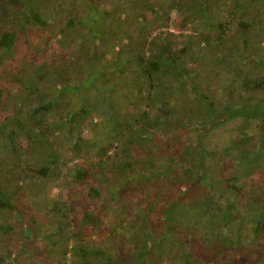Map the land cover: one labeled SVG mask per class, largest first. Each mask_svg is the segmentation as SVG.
<instances>
[{
	"label": "trees",
	"instance_id": "1",
	"mask_svg": "<svg viewBox=\"0 0 264 264\" xmlns=\"http://www.w3.org/2000/svg\"><path fill=\"white\" fill-rule=\"evenodd\" d=\"M263 41L264 0H0V264H264Z\"/></svg>",
	"mask_w": 264,
	"mask_h": 264
},
{
	"label": "rangeland",
	"instance_id": "2",
	"mask_svg": "<svg viewBox=\"0 0 264 264\" xmlns=\"http://www.w3.org/2000/svg\"><path fill=\"white\" fill-rule=\"evenodd\" d=\"M170 30H172V31H174L175 33H178L179 31H180V29H177V28H175L172 24L168 27ZM55 29V28H54ZM52 30V29H51ZM186 30V29H185ZM187 31V30H186ZM39 32V31H38ZM38 32H36L35 34H37V35H35L34 33H32V32H30V33H32V38H34V37H36V40L38 39V41L37 42H39V45H38V43H37V47H38V49L41 51V52H43V45H44V49H46V53L48 54V55H51V53H52V51H53V49H51V48H48V47H52V45L56 42V40H57V36L55 35V33H50V35H47V34H43L42 36H38V35H40ZM158 32V30H154L153 32H152V34H156ZM25 39H26V35H21L20 34V36H19V38H18V40H17V48H15L14 49V53L13 54H15L16 56H17V61L20 63V65L22 64V63H24L25 61V59H26V57H27V59H29V57L31 56L30 55V52L29 51H27V49H26V43H25ZM27 42L29 43V42H32V40L31 39H27ZM41 42H42V44H41ZM60 44V43H59ZM260 47H261V50H263V52H264V41L261 43H259L258 44ZM58 50H59V47H58ZM26 52H27V56H26ZM59 52V54L61 53V50L60 51H58ZM23 55H25V57H22ZM210 56V53L209 52H207L206 54H205V60H203V63H201L202 64V68H201V70H202V73L203 72H205L206 71V69H208V68H212V65L211 64H208L209 62H208V60L206 59V57H209ZM27 59H26V61H27ZM18 63V64H19ZM207 66V67H206ZM30 67V66H29ZM200 71V70H199ZM201 72V71H200ZM197 72H195L194 74H196ZM227 73H228V70L227 69H223V76H226L227 75ZM211 76H214V74L212 75L211 74ZM28 78H30V75L28 76ZM201 80V79H200ZM213 81L211 82V87L213 88L214 86H215V78H213L212 79ZM215 80V81H214ZM210 87V88H211ZM235 89H237L238 90V87H236ZM241 91V90H240ZM239 93V92H238ZM237 92H236V94L234 95L235 96V98H239V94H238ZM241 102H243L244 100L243 99H241L240 100ZM257 130H253V133L254 134H257ZM90 135V133L88 132V133H84L83 134V136H85V137H88ZM250 138H251V140H252V136H250ZM81 158V157H80ZM83 159V158H82ZM42 184L41 185H38L37 187L39 188V189H37V190H40V192H39V198H38V196H37V193H38V191L37 190H35L34 188H28L27 189V191H26V193H25V195H24V199L22 200V201H20V205H22V206H24V207H26V209H29L30 208V205H31V208L33 209V213H36L37 215H38V217H39V219H40V221H43L44 220V222H47L48 220H45V218L47 217L46 216V212H45V208L47 207V204L44 202V201H42V200H40L39 201V199L40 198H43L44 197V195H49L50 196V193H51V191H53L52 190V184H49V183H47V181H43V182H41ZM48 186V187H47ZM33 194L35 195V199H33ZM61 195H62V197L63 198H66V195H67V193L65 192V190L63 191H61ZM57 198L59 199V196H57ZM36 201V205L33 203V202H35ZM17 202H19V201H17ZM21 206V207H22ZM49 227V226H48ZM16 235H17V227L15 228V230L13 231V233H12V235L11 234H4V233H2L1 231H0V253L1 252H3L4 250L6 251V249L8 248V246L10 247V245H8V243L6 244H4V242H6V241H3V240H8V242L9 243H11V244H13V241H12V239H15L16 238ZM92 238H94V239H97L98 240V237H97V234L95 233L94 235H92ZM115 239L114 238H103V240L101 241V242H103L104 244H107V245H109V247H110V249H112V250H114L113 248H112V246H114V244H115ZM118 244V243H117ZM8 245V246H7ZM3 246L4 247H6V248H3ZM23 259H24V261L26 260V262H24L25 264H29L30 263V260H28V257H26L25 255L23 256ZM58 264V263H57Z\"/></svg>",
	"mask_w": 264,
	"mask_h": 264
},
{
	"label": "built area",
	"instance_id": "3",
	"mask_svg": "<svg viewBox=\"0 0 264 264\" xmlns=\"http://www.w3.org/2000/svg\"><path fill=\"white\" fill-rule=\"evenodd\" d=\"M86 131H87V129H86Z\"/></svg>",
	"mask_w": 264,
	"mask_h": 264
}]
</instances>
